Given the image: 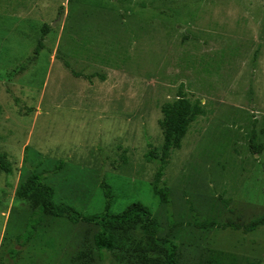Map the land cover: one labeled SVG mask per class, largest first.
<instances>
[{
    "label": "rangeland",
    "instance_id": "rangeland-1",
    "mask_svg": "<svg viewBox=\"0 0 264 264\" xmlns=\"http://www.w3.org/2000/svg\"><path fill=\"white\" fill-rule=\"evenodd\" d=\"M179 92L204 114L169 154L164 204L146 153ZM0 155V264H138L19 199L33 171L84 214L103 182L113 212L141 201L175 264H264V224L235 227L264 214V0H0Z\"/></svg>",
    "mask_w": 264,
    "mask_h": 264
},
{
    "label": "trees",
    "instance_id": "trees-1",
    "mask_svg": "<svg viewBox=\"0 0 264 264\" xmlns=\"http://www.w3.org/2000/svg\"><path fill=\"white\" fill-rule=\"evenodd\" d=\"M48 26L42 28V35L37 40L33 55L26 61L34 60L43 48V36L47 33ZM22 70L25 68L21 67ZM163 143L158 154L155 149L146 153L149 161L154 162L156 171L151 183L153 194L164 204L169 203V191L165 184L164 172L168 157L172 149L179 148L182 138L186 135L190 124L200 115L204 114L203 106L199 100L191 101L182 92L172 102L165 103L162 107ZM259 151V146H254ZM0 169L9 173L10 166L0 155ZM105 203L102 211L84 214L66 203L53 201L54 190L44 183V178L37 172H31L17 187L15 195L19 199L30 200L38 213L53 217H65L73 223L85 222L98 225V231L93 235V244L102 256L103 252H130L138 264H175L177 244L168 238L157 235L159 223L152 215L148 206L135 200L128 203L121 211L113 212V193L110 186L102 183ZM264 224V214L252 219L242 228L249 232ZM139 230L142 234L135 237L133 231Z\"/></svg>",
    "mask_w": 264,
    "mask_h": 264
}]
</instances>
